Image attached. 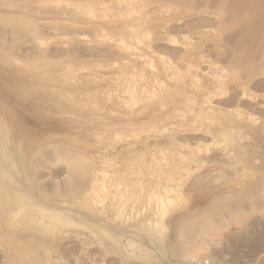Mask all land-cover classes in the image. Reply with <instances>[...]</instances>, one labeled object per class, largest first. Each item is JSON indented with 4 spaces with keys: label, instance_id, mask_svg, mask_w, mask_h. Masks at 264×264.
<instances>
[{
    "label": "rangeland",
    "instance_id": "rangeland-1",
    "mask_svg": "<svg viewBox=\"0 0 264 264\" xmlns=\"http://www.w3.org/2000/svg\"><path fill=\"white\" fill-rule=\"evenodd\" d=\"M86 2L95 11L91 19L75 11ZM126 5L141 9L144 19L127 18ZM162 22L168 35L139 44L130 35L134 27L153 31ZM22 24L35 29L43 48ZM121 41L137 50L127 66V56L115 46L108 50ZM12 59L47 65L29 72ZM247 64L257 69L241 86L237 74ZM69 70L83 78L79 87L64 85ZM129 71L138 92H162L136 106L130 121L121 108L80 110L52 89L96 87L114 103L131 85L122 80ZM89 73L97 76L86 83ZM263 81L264 0H0V241L14 239L16 253L29 254L22 260L0 254V264H264ZM158 100L169 114L151 111ZM197 147L201 152L192 155ZM154 153L176 159L180 184L173 187L184 193L163 219L162 242L130 226H139L138 217L121 223L86 199L101 172L109 199L118 183H155ZM77 185L73 198L63 196ZM11 190L69 221L44 230L23 221L9 226L4 196ZM11 206L13 214L18 208ZM193 227L207 241L196 263L180 255L176 237L179 228ZM129 239L139 246L133 255ZM25 243L31 248L22 251Z\"/></svg>",
    "mask_w": 264,
    "mask_h": 264
},
{
    "label": "bare ground",
    "instance_id": "bare-ground-1",
    "mask_svg": "<svg viewBox=\"0 0 264 264\" xmlns=\"http://www.w3.org/2000/svg\"><path fill=\"white\" fill-rule=\"evenodd\" d=\"M77 3H80V2H77ZM84 4L87 5L88 7L76 8L75 11L76 12L82 11L83 14L89 19L95 17V11L93 10L92 6H90L87 2ZM125 4H126V2L124 3V5ZM134 13H136V15L133 16ZM125 15L127 18H134L135 17L134 21L137 24L140 23V21H142L144 19L143 15L141 14V9L138 12L137 8L134 6L132 9L131 7L126 5ZM21 26H22V31L25 33H28L31 36V38L37 42L36 44H37L38 48H40V49L43 48V43H44L43 41L44 40H42V38L37 35V32L35 31V29L29 25H26V24H22ZM139 26L140 27H134L132 29V31L130 32V35L134 39V42L136 44H139L141 42L143 43L144 40L150 39V37L153 35H160V34H167L168 35V32L170 30V28L168 30V26H167L166 22H162V23L156 25L153 31H148V30L143 31L142 25H139ZM108 40H110V39H108ZM185 41H187V39ZM113 46H115V48H117L116 51L118 53L122 52L123 59H126V56L128 57L126 59V63L122 64V66H127V65L132 64L134 62L132 59L129 58V55H133L134 52H132V51H134L133 49L136 50V48H131L129 43L126 44L124 41H121L119 44H110L108 47L109 48L108 50H111V48ZM152 46H153V43H152ZM123 47L125 50H122ZM187 49H189V48H187ZM160 58L162 59V57H160ZM163 59H164V57H163ZM12 60H13L15 65H20L23 68L25 67V69L29 72L36 71V70H38V68L39 69L44 68L47 65V62H42V61H37V62L31 63V64L28 63L29 64L28 65V64H22L24 62L22 60H20V61H22V63H20L16 59H12ZM163 62H164V60H163ZM255 66H256V64L255 65L247 64V65L241 66V69H240V71H238L239 73L237 74V76H238L237 78L239 80H241V83H240L241 86L244 84V82H242L243 78H249V76L255 75V72L257 69ZM99 67H101V66H99ZM149 67L152 68L154 66H152L150 64ZM97 72H99V70ZM96 76H97L96 73H94V75H90V73H89L87 76H84V78L86 79V83L94 81L96 79ZM71 78L74 79L73 84L70 82ZM78 79L83 80V78L79 77L78 75L76 78L75 72L72 70H69L66 74H64L63 83L65 86L73 85L75 87H79L80 83L78 82L79 81ZM55 80L60 81L59 79H55ZM122 80H124L127 83H130L131 85L128 87V90L125 93H122V95L117 96L120 98V101H117L114 103H110V102H112L111 100H114V99L110 98L112 96H110V95L107 96V94H110V93L104 92L105 93V95H104L103 90L100 88L98 89L96 87L91 90V88H88L86 86H82V88L78 89L76 92H71L70 90H67L66 88L61 89V88L53 87L52 89L55 90L59 94V96H61L64 100H67V102H69L71 104V106H73V107L76 106L77 108H80V110L81 109H87V108H93V110L98 109V111H99V110H102L108 106L112 110H114V109L116 110V108H121L123 110V113L128 114V116L130 117V118L126 117V119H127L126 121H130L132 119L131 116L133 115L136 106L139 105L140 107H143L142 104H149L151 101H154L156 98H158L162 93V92L160 93V91H159V93H160L159 94L156 92L157 90L155 91V90H150V89L144 90V92H142L143 90L138 92V90L140 88L137 90V88L139 86L138 87L135 86L137 78H136V74L133 71H131V72L129 71V73L124 74V76L122 77ZM160 85L161 86L159 87V90H162L163 88H165V86H162V84H160ZM199 88H200V86H199ZM245 89L246 88H244V90L242 91L243 94H245L247 92V91L245 92ZM243 97H244V95H243ZM207 98H208V96H207ZM157 102H158L157 107L152 109L151 111L157 112V115L162 116V117L165 114H169L168 104L164 103L163 101H159V100ZM153 107H155V106H153ZM168 118H170V117H168ZM123 126H120V127L124 128ZM150 128H151V126H150ZM7 129H9V128L6 125L5 130L7 131ZM128 134H130V133L126 132L125 137H128L129 136ZM119 137H122V136H119ZM185 141L186 140H184V142ZM207 150H209V149H206V151ZM192 152H193L192 155H195L196 153H200L201 152L200 147H197L195 149V151H192ZM154 155H155V153L153 154V156ZM184 156L185 155L180 156L179 160H184ZM214 156H211V158ZM132 157H133V155H132ZM129 158H130V156H129ZM129 158H128V161L130 160ZM152 160H153L152 161L153 165H150V167L152 166L150 174H152L154 177L157 178V181L155 183H148L146 186L142 182L118 183V184L114 185V188H115L114 194L109 199L108 198L109 191H108V186H107L108 182L105 179L107 177L106 172H101L102 176H103V178H101V180L97 179V175H93V178L88 175L90 178H92L91 180H93V182L91 185L92 186L91 191L86 195V199L90 201V203L92 204V206L94 208H96L97 210H99L102 213H107L108 211H111L113 213V215L115 216L114 220H119V221H121V223L126 224L125 222H127L130 218H132V220H133V218L138 217L139 226H137L136 224H130V226L132 228L136 227L139 229L141 227L143 229V231H145L147 233L148 236L154 237L157 240H159L160 242H162L165 231L167 230L166 226L164 225L163 219L165 217H167L166 214H168V211L170 208H174V207L179 206V203L182 202L181 199H182V197H183L182 195L184 193H183V191L180 190V188H174L173 187V186H178L180 184V183H178V181H175V180H179L178 179L179 175H177V173H175V168L177 167L176 159L173 156H171L170 158L166 157V156L161 157V158H157L154 156V159H152ZM150 162H149V164H151ZM183 163L185 165L186 164L188 165L186 160H184ZM90 167H92V166H90ZM142 168H140V169H142ZM133 169H135V168H133ZM221 173L223 174V172H221ZM81 177H79V180L82 179ZM82 180H84V179H82ZM77 182H78V180H77ZM37 189L41 191V188L37 187ZM79 189L80 188H78V185H77L76 189L75 188L74 189L71 188L70 190L64 189L63 196L73 198ZM2 196H4V195H2ZM4 198L6 199V202H5L6 204H4V205H7V208H9V211L7 212V214L9 215L7 217V221H8L9 226H14L19 221H23L25 223L27 222L29 225L38 226L39 228L44 230V229H50V228H57L59 222H61L62 220H65L66 222L69 221V220H66L64 217H62L61 215H59L58 213H56L55 210H52L48 207L41 206V204H38V203L34 202L33 200H31L29 198V196H27L21 192H18L16 190H11V192L8 194L6 192ZM185 199H186V196H185ZM1 200H2V198L0 199V203L3 204V202ZM187 202H188V200H186V203ZM12 204L13 205L16 204V206L18 208V210L16 212H14L13 214L11 213V208H12L11 205ZM149 212H151V217L146 215ZM153 215H155V216H153ZM136 223H138V222H136ZM191 229L188 230L185 228L184 229L179 228L176 237H178V239L180 240V245H179V246H181L180 255L182 257L186 256L188 258L187 260L196 263V262L201 260L202 255L200 252L204 248L202 246L203 245L205 246L207 244V241L205 240L204 237H202V236L200 237L197 235V232H195V228H194V230H191ZM12 232L13 231L9 232L8 235L13 234ZM167 233H168V231H167ZM176 240H177V238H176ZM176 245H177V243H176ZM16 246H17V244L14 242V239L9 240L8 242L6 240L2 239L0 241V254L4 258L8 257V256L13 258L16 255H19L18 257L21 260L28 258L29 254L27 252L16 253V248H19ZM174 246H175V244H174ZM127 247H133L131 249L132 251L128 252L130 255H133L135 253V248H139V246H137V242H135L134 240H131V239H129L127 241ZM30 248H31V245L27 244V243L23 244V246L20 247V249H22V251H25V250L27 251ZM136 256H138V255H136Z\"/></svg>",
    "mask_w": 264,
    "mask_h": 264
}]
</instances>
